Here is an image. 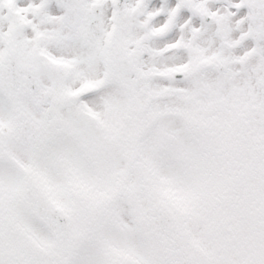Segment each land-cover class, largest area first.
<instances>
[{"label": "snow or ice", "instance_id": "obj_1", "mask_svg": "<svg viewBox=\"0 0 264 264\" xmlns=\"http://www.w3.org/2000/svg\"><path fill=\"white\" fill-rule=\"evenodd\" d=\"M0 264H264V0H0Z\"/></svg>", "mask_w": 264, "mask_h": 264}]
</instances>
